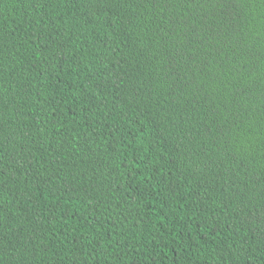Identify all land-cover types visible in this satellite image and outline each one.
<instances>
[{
  "label": "trees",
  "instance_id": "trees-1",
  "mask_svg": "<svg viewBox=\"0 0 264 264\" xmlns=\"http://www.w3.org/2000/svg\"><path fill=\"white\" fill-rule=\"evenodd\" d=\"M0 264H264V0H0Z\"/></svg>",
  "mask_w": 264,
  "mask_h": 264
}]
</instances>
